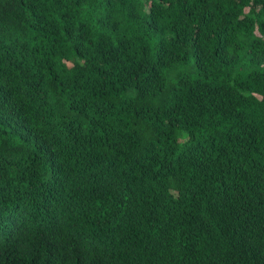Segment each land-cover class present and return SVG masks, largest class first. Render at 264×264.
Returning <instances> with one entry per match:
<instances>
[{
  "label": "trees",
  "instance_id": "obj_1",
  "mask_svg": "<svg viewBox=\"0 0 264 264\" xmlns=\"http://www.w3.org/2000/svg\"><path fill=\"white\" fill-rule=\"evenodd\" d=\"M0 264H264V0H0Z\"/></svg>",
  "mask_w": 264,
  "mask_h": 264
}]
</instances>
